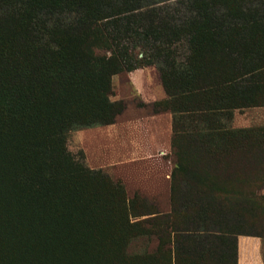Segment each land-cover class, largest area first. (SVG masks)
Returning a JSON list of instances; mask_svg holds the SVG:
<instances>
[{
    "label": "trees",
    "instance_id": "16d2710c",
    "mask_svg": "<svg viewBox=\"0 0 264 264\" xmlns=\"http://www.w3.org/2000/svg\"><path fill=\"white\" fill-rule=\"evenodd\" d=\"M148 66L172 115L167 213L67 149ZM261 106L264 0H0V264H238L240 237L264 241V127L233 112Z\"/></svg>",
    "mask_w": 264,
    "mask_h": 264
},
{
    "label": "crops",
    "instance_id": "0c3cea01",
    "mask_svg": "<svg viewBox=\"0 0 264 264\" xmlns=\"http://www.w3.org/2000/svg\"><path fill=\"white\" fill-rule=\"evenodd\" d=\"M149 67L137 69L130 72L128 76L133 91L140 98L141 106L128 107L130 109L125 107L119 115L125 114L124 118L117 121L118 116L111 125L77 131L82 133V136L105 133L107 138L115 143L108 150V158L124 160L123 163L119 162L122 165L126 163L133 165L130 166L129 175L126 177L130 182L137 184L135 185L139 191H167L169 209L165 212L160 211L167 213L170 210V175L174 166L169 161L170 157L175 158L171 146L172 115L169 111L156 112L154 110V103L166 99V94L161 82H156ZM232 127L236 129L264 127V106L234 110ZM122 185L124 186L123 183ZM137 194L144 197L148 203L156 207L160 206L157 199L153 197L154 195L147 196L139 192ZM263 245L264 241L261 239L240 237L238 264H244L246 260L257 261V258L264 264ZM242 248L245 249L244 254H241Z\"/></svg>",
    "mask_w": 264,
    "mask_h": 264
},
{
    "label": "rangeland",
    "instance_id": "374dc122",
    "mask_svg": "<svg viewBox=\"0 0 264 264\" xmlns=\"http://www.w3.org/2000/svg\"><path fill=\"white\" fill-rule=\"evenodd\" d=\"M149 69L153 77H155L156 82L160 83L156 68L154 66H150ZM128 76L129 73H122L113 77L114 92H112L111 97L112 100H122L126 109H130L128 107L136 108L142 104L140 98L137 96L135 91H133L131 83L128 81ZM124 115L119 116L117 121L122 120ZM114 145L115 143L109 140L105 133H97L94 136L84 134L82 136V133L79 131H72L68 134L67 138V149L76 159H80L81 153H83L85 165L94 171H101L102 173L107 174L115 182L123 183L126 188L125 191L128 198H132L134 194H137L138 192L147 196L154 195L153 197L156 198L160 204V206L157 207L158 210L162 212L168 210L167 191H139L136 187L137 184L130 182L129 178L126 177V175H129L128 172H130V166L133 165L127 163L122 165L124 160H112L108 158V150H110ZM112 161L115 162L114 165ZM174 161L175 158L170 157L169 162L172 166ZM155 247V240L141 239L132 247V250L137 252H141L143 250L153 251ZM244 251L245 249L242 248L241 254H244ZM244 262V264H262V262L259 261V258H257V261L246 260Z\"/></svg>",
    "mask_w": 264,
    "mask_h": 264
}]
</instances>
